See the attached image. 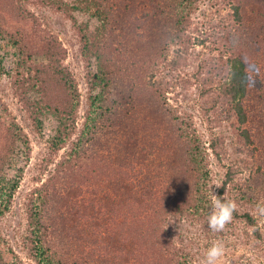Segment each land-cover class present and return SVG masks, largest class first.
I'll list each match as a JSON object with an SVG mask.
<instances>
[{
	"label": "rangeland",
	"instance_id": "obj_1",
	"mask_svg": "<svg viewBox=\"0 0 264 264\" xmlns=\"http://www.w3.org/2000/svg\"><path fill=\"white\" fill-rule=\"evenodd\" d=\"M64 1L72 3L74 0ZM191 1L190 10L185 14L181 13L183 19L181 24L172 11L169 13L168 6L165 5L166 0L97 1L95 8H99L100 12H104L105 4L109 8L118 5L134 17L147 11L152 5L158 10L152 12L155 16L159 13L160 17L158 21H151L142 27V35L147 42L143 46L139 43L138 47L148 57L145 56L144 60L140 57L137 61L149 68L147 76L143 77V83L147 86L148 83L152 85L149 87L153 94L147 93L146 96L152 97L150 109L154 118L148 117L144 123H139L141 126H135L138 128L135 136L130 131V137L121 138V142L119 138L110 141V149L107 147L109 142H105L104 138L103 142L99 140L101 137L97 138L101 131L104 132V121L99 120L97 116L101 109L107 116H111V112H114L112 109L115 108L112 101L115 98L101 96L100 89H93L90 79L97 71V62L94 58L88 61L83 56L80 43L82 30L92 31L100 21L93 19L89 13L75 12L68 16L56 7L51 8L31 1L26 3L28 11L37 19V28L34 31L37 33L33 37L29 35L30 40L26 38L28 42H23L19 47L33 58L32 65L45 62V55H53L57 51L55 56L59 55L61 58V70L67 79H70L68 87L70 90L48 80L41 96H47L46 99L56 105L73 99L77 101V109L73 120L67 125L72 132L69 137H65L63 127L60 132L58 131L59 124L52 116L47 114L34 116L24 112L10 73L18 60L15 56L18 48L0 39V116L9 115L23 134L22 142L15 145L13 162L3 170L5 179L15 180L17 187L10 198L8 211L0 218V264L4 262L5 255L10 257V262L13 260L14 264H39V259L32 255L34 254L32 246L25 240L28 233L27 200L33 199L38 214H42L43 218L47 216V210L43 206L46 202L43 201L44 193L36 190L45 188L52 180H56L59 164L67 166V162L70 161L71 164H76L72 166L73 168L79 167L75 168L77 172L83 171L81 172L83 176L89 175L86 168L88 161H92V164L93 161L97 162L101 168L108 167L112 170L114 175L105 180L109 184L101 185L102 191L94 189L95 198L97 195L101 197L108 189L113 190L112 186L117 182H125L134 168L139 171L138 163L142 160L140 156L144 157L142 160L144 162L148 163L151 160L152 157L149 159L145 157L146 151L142 150H147V153L148 150H154L164 155L172 165L162 177H167L172 193L185 194L189 169L183 147L180 149L175 146L179 140L177 128L180 121L172 118L174 112L178 117L184 118L183 122L189 125L193 133L191 136L199 137L206 149L209 173L206 195L209 208L212 204L211 186L217 195L229 172L233 179L225 191L224 198L233 201L239 212H249L252 215L261 234L260 241L254 240L252 229L242 220L233 219L223 231L213 232L205 218L198 217L187 203L178 202L177 206H174L171 202L172 205H169V193L158 199L156 203L159 204L154 203L156 200L154 196V202L148 203L146 210L143 208L140 211L131 208L132 205H137L136 200L140 198H131L126 192L115 197L120 217L109 222L108 231L100 227L94 229L91 225L97 224L79 218H72V222L65 221L66 218L62 223L56 219L57 215L54 213L52 217H46L44 220V225L48 226L46 233H53L54 241L57 240L56 246L59 248L63 246V252L70 253L74 261H80L76 257L78 249L75 248L81 247L83 252L87 253L92 243L90 238L99 239L98 235L109 233L115 238L112 245L122 241L124 250L138 253L142 264H145L147 253H160L161 250H157L156 244L164 237L173 242L180 251L184 249L191 254L192 264H203L206 250L214 241L222 242L225 248L224 256L218 264H264V217L256 213V205L264 202V129L262 134L256 136L255 127L248 122L245 128L251 130L253 143L245 145L231 127L228 103L222 101L225 97L221 88L223 81L221 69H225L226 59L231 54L225 50L224 39L229 34L223 30V26L231 21L233 11L223 0ZM0 4L2 6L3 2L0 1ZM232 4L239 5L242 15L240 31H243L244 38H240L244 41L251 38L255 42L244 47L237 45L238 54L250 74L264 78V23L261 25L264 0H234ZM10 26L12 30L13 27L15 29L19 27L13 20L10 21ZM147 32L150 33L149 37ZM30 43L34 45L33 49ZM151 62H155L154 65H150ZM156 83H161L163 90L167 92L165 97L156 89ZM38 95L39 93L35 91L29 96L30 99H37L40 97ZM107 119L109 118H106V122ZM158 124L163 128H156ZM166 132L171 138L167 139ZM136 137L140 139L135 142ZM94 138L97 139L93 141ZM215 138L219 142L220 160H217L209 149L210 141ZM100 144L106 147L108 157L105 149L100 148ZM90 145L91 148L87 151ZM152 145L154 147H151ZM136 150L139 152V158L131 159L130 156L135 154ZM77 152L82 155L79 159L74 157ZM105 157L106 160L101 159ZM83 160V164L79 166ZM71 170L66 168L61 172V177L66 180ZM156 173L153 174L156 176ZM83 176L80 177L81 180L85 178ZM153 181H156V186L159 187L160 182L156 178ZM261 185L262 187L258 188ZM179 186H183L182 189ZM62 188L63 185L57 183L55 190H51L48 195L47 203L50 209L57 201L56 194L63 192ZM244 191L248 196L242 202L240 199ZM78 194L70 193V198L76 202L82 199L84 202L89 201L87 199L89 191L83 188ZM36 199L41 204L40 207ZM235 199L240 203H236ZM166 204L171 210L166 209L168 208ZM51 210L53 213L54 210ZM169 220L172 223L165 229Z\"/></svg>",
	"mask_w": 264,
	"mask_h": 264
},
{
	"label": "trees",
	"instance_id": "obj_2",
	"mask_svg": "<svg viewBox=\"0 0 264 264\" xmlns=\"http://www.w3.org/2000/svg\"><path fill=\"white\" fill-rule=\"evenodd\" d=\"M0 1L5 5L1 6L0 4V39L8 41L13 47L18 48L15 52V56H17L18 60L15 68H13L10 73L24 112L34 116H41L44 114L52 116L59 124L58 131L60 132L63 127L65 130V137H69L72 132H70L67 125L73 120V115L77 109V101L75 102L73 99L70 101L66 100L63 104L60 103L56 105L46 99L47 96H41L46 89L48 80H52L55 83H59L63 88L69 89L70 79H67L61 70V58L59 55L55 56L57 51L53 55H45V62L32 65L31 61L33 58L19 47L23 42L27 43V39L30 40L29 35L33 37L37 33L34 32L37 28V19L26 7V3L31 1L50 6L51 8L56 7L58 10L65 12L68 16H71L72 13L75 12L89 13L93 19L100 21L99 25L96 26L94 30H82L80 43L83 56H85L88 61L94 58L97 62V71L92 74L90 79L93 89H100L102 92L101 96L115 98V100L112 101V105H115V108L112 109L114 112H111V116H107V113H104L103 109L100 110L97 116L99 120L101 119L104 121V132L101 131L97 138L101 137L99 140L104 138L105 142H109V146H107L108 149H110V141L119 138L121 142V138L126 136L130 137V131H132L133 135L134 133L136 135L138 128L135 126H141L139 123H144L148 117L154 118L150 109V99L152 97L146 96L147 93L153 94V90L149 87L152 85L148 83L149 86H147L146 83H143V77L145 78V76H147L149 68L144 67V63L142 66L139 64L140 62L137 63V61L140 57L144 60L145 56H147L145 53L143 54L141 52L142 49H140L138 45L140 43L143 46L147 42L142 35V27L151 21H158L160 19L159 13L155 16L152 12L158 11L155 9L156 7L152 5L148 7L147 5V11L133 17L125 11L122 6L118 5L112 6L111 8H113V10L105 4L103 6L104 12H100L99 8H95L97 7L96 3L98 0H74L72 3L65 2L64 0ZM166 1L165 5L168 6L169 13L172 11L177 17V21L183 20L181 13L183 12V14H185L188 12L192 4L191 0ZM223 1L230 5L233 13L230 16L231 21L223 26V30L229 34L226 35L224 39L225 50L232 55L230 54V57L226 59L225 69H221V79H223L221 88L225 97L222 101L225 100L229 105V118L235 134L243 140L245 145H251L253 143V135L250 129L245 128L246 124L251 122V126L255 127L256 136L262 134L264 129V78L250 74L246 70L245 64L238 54L239 50L237 45L244 47L245 45L248 46L255 43L251 38L246 39L247 41L240 38H244V33L240 31V26L243 21L239 5L232 4L234 0ZM158 7L160 6L158 5ZM261 17L262 25V23H264V15H261ZM11 20L18 24L19 27L16 29L13 27L12 30L10 26ZM181 23L182 21L180 24ZM152 29L153 28H151L150 31H152ZM147 33L149 37L150 33ZM30 46L32 49L34 48V45L31 43ZM154 63L155 62H151L150 65H154ZM156 89L165 97L167 92L163 90L161 83H156ZM35 91L39 93L38 96L40 97L37 99H30V93ZM74 91L76 92V90ZM142 94L145 96H142ZM97 99L98 98H96V100ZM172 115L173 119L178 122L180 121L177 128L179 129V140L176 141L175 146L179 148L183 147L184 157L187 160V167L189 169L187 182L185 183L187 186V188H185V194L179 192L172 193L173 191L166 179L167 177L162 178L166 175L167 171L171 169L172 165L164 155L158 154V152L154 150H148V153L147 150H142L146 151L145 157H148V159L152 157L151 160L148 163L144 162L142 161L144 157L140 156L142 160L138 163L140 167L139 171L135 168L134 170L131 168L133 172L125 182H117L115 186H112L113 190L110 191V189H108L101 197L97 195L95 198L96 192L94 189L98 188V190L101 189L99 191H102L103 186L101 185L109 184V182L105 180L114 175L112 170L108 167H105V169L101 168L97 162L93 161L92 164V161H88L86 168L88 169L87 172L89 175L83 176V173H81L83 171L77 172L75 168L79 167L73 168L72 166H76V164H71L70 161H68L67 166H65V164H59L56 170V174L58 175L57 177L55 176L56 178L53 177L56 180H52L51 183H48V186H46L47 184L44 185V187L46 186L45 188L36 190L37 192L44 193L43 201L46 200V202L43 206L47 210V216H45V218L52 217L51 215L56 213V219H59L62 223L63 219L66 218L65 221L70 222H72V218H79L97 224V226L91 225L94 229L100 227L107 230L109 228V222H113V220L120 217L118 212L119 206H117L118 201H116L117 199L115 200V197H119L126 192L131 198H140L136 200L137 205H132L131 207L133 210L136 209V211H140L143 208L146 210L148 203L154 202V196H156L154 202L156 203L159 201L158 199L164 198L163 195L169 193V205L171 202L174 206H177L178 202H185L192 207L198 217L201 219L205 218L207 222L210 211L208 197L206 195L209 176L207 170L208 155L205 152L206 149L202 140L195 135L191 136L193 133H191L189 125L183 122L184 118L178 117L175 112ZM106 118H109L107 122ZM157 121L161 122L160 119H157ZM92 123L93 119L91 124ZM155 127L158 129L163 128L161 124ZM109 128L112 129L107 131ZM114 133L115 135L113 136ZM165 134L168 136V132ZM22 136V130L15 123L14 119L10 118L9 115H5V117L0 116V218L8 211L10 198H12L17 187L15 180L5 179L3 170L7 165L9 166L13 162L15 145L22 142ZM97 138H94L93 141ZM169 138H171V136L167 137V139ZM136 139L135 142L140 138L136 137ZM92 143L93 142H91V145ZM218 143V139L216 138L210 141L209 149L212 155L217 160H220ZM91 145L87 148V151L91 148ZM99 146L100 148H104L107 152L105 146L102 144ZM151 147H154V145ZM101 150V152L104 153V150ZM95 151H97V148H95ZM134 152L135 154H132L130 158H139L138 150ZM80 156H82L80 152H77L74 157L79 159ZM107 157L101 159L106 160ZM83 162L84 160L79 166H81ZM66 168L72 169L73 171L71 170V173H68V178L65 180L61 177V172ZM154 172H157L156 176L153 174ZM81 176L85 178L81 180ZM154 178L160 182L159 187L156 186V181H153ZM232 179L233 176L227 172L226 179L217 192L218 197L224 198L225 191L232 182ZM71 182L72 184H69ZM57 183L62 184L64 188L61 189L63 192L60 191L56 194L57 201L51 207V209L54 210L52 213V210L48 207L47 198L50 192L55 190ZM88 183H90V185ZM179 187L182 189L183 186ZM261 187L262 185L258 188ZM83 188L87 192L89 191L87 196L89 201L84 202L82 199L80 202H76V200L70 198V193L79 195L78 193H81ZM247 196L248 194L244 191L240 201H245ZM131 198L129 199L131 200ZM37 199L36 202L40 207L41 204ZM235 201L236 203H240L238 199H235ZM35 205L33 199L27 200L26 215L28 233L25 240L26 243L32 246V252L34 253L32 255L39 259V264H142L140 263L141 257L138 253L124 250L125 246L122 241H117L115 245H112L114 244L113 240L115 238L109 233L98 235L99 239L93 240V238H90L92 243L89 245L87 253H85L86 251L83 252V248L81 247L75 248L78 249L76 257H78L80 261H74L71 259L70 253L63 252V246L60 248L56 246L57 240L54 241L55 237L53 233H46L48 226L44 225L45 218H43L42 214H38ZM166 206H168V204H166ZM166 209L171 210L170 206ZM233 219L244 221L246 225L252 229L254 240H261V234L257 223L249 212L241 213L236 209V212L233 213ZM60 235H62V232ZM99 245H101V247ZM156 245L158 246L157 250H161L160 253H147L145 264H192L193 257L191 254L187 253L184 249H181L182 251L177 249L175 244L167 237L162 238ZM79 246L82 245L79 244ZM3 258L4 262L2 264H14L13 260L10 262V257L5 255Z\"/></svg>",
	"mask_w": 264,
	"mask_h": 264
},
{
	"label": "clouds",
	"instance_id": "obj_3",
	"mask_svg": "<svg viewBox=\"0 0 264 264\" xmlns=\"http://www.w3.org/2000/svg\"><path fill=\"white\" fill-rule=\"evenodd\" d=\"M210 194L212 197V204L208 214V227L213 232H221L224 230L225 226L233 220V213L236 212L237 206L233 201L215 195L212 186L210 188ZM256 213L258 216L264 217V202L256 205ZM170 223H172L171 220L167 222L165 229ZM224 253L225 248L223 243L214 241L206 250L203 264H218L220 259L224 256Z\"/></svg>",
	"mask_w": 264,
	"mask_h": 264
}]
</instances>
